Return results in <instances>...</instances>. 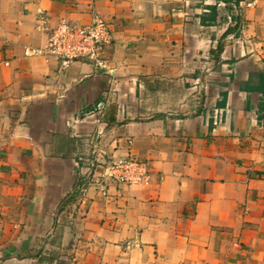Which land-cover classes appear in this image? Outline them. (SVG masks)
<instances>
[{"label":"crops","instance_id":"obj_1","mask_svg":"<svg viewBox=\"0 0 264 264\" xmlns=\"http://www.w3.org/2000/svg\"><path fill=\"white\" fill-rule=\"evenodd\" d=\"M243 1L0 0V264H264V5ZM95 17L106 70L25 54ZM95 140L149 183L102 197L75 166Z\"/></svg>","mask_w":264,"mask_h":264},{"label":"built area","instance_id":"obj_2","mask_svg":"<svg viewBox=\"0 0 264 264\" xmlns=\"http://www.w3.org/2000/svg\"><path fill=\"white\" fill-rule=\"evenodd\" d=\"M245 8H261L264 0H244ZM43 21V18L40 17ZM45 29V27H44ZM46 43L41 49H26V55L56 58L59 72H65L74 62L90 63L97 70H106L103 50L112 44L113 35L100 17L85 26L61 21L55 28L47 29ZM76 168L84 169L89 183L95 185L102 197L108 196L110 183L137 186L149 183L150 174L145 163L134 159H118L101 150L99 141L91 143L89 154L78 158Z\"/></svg>","mask_w":264,"mask_h":264}]
</instances>
